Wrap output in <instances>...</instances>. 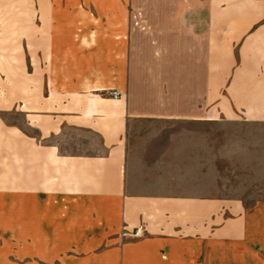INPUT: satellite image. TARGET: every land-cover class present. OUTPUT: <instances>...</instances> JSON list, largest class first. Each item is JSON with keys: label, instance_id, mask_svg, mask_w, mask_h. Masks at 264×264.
Returning <instances> with one entry per match:
<instances>
[{"label": "crops", "instance_id": "0c3cea01", "mask_svg": "<svg viewBox=\"0 0 264 264\" xmlns=\"http://www.w3.org/2000/svg\"><path fill=\"white\" fill-rule=\"evenodd\" d=\"M0 264H264V0H0Z\"/></svg>", "mask_w": 264, "mask_h": 264}, {"label": "built area", "instance_id": "2783aa9c", "mask_svg": "<svg viewBox=\"0 0 264 264\" xmlns=\"http://www.w3.org/2000/svg\"><path fill=\"white\" fill-rule=\"evenodd\" d=\"M110 94L112 95V96H118V95H120V93H118L116 90H110ZM125 232H123L122 234H124ZM133 236H139L140 235V230L139 229H137L133 234H132Z\"/></svg>", "mask_w": 264, "mask_h": 264}]
</instances>
